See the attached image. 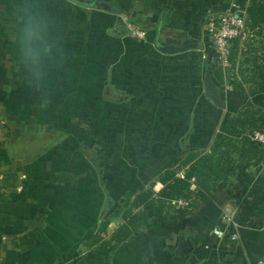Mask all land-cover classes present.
Segmentation results:
<instances>
[{
	"label": "crops",
	"instance_id": "obj_1",
	"mask_svg": "<svg viewBox=\"0 0 264 264\" xmlns=\"http://www.w3.org/2000/svg\"><path fill=\"white\" fill-rule=\"evenodd\" d=\"M89 1L90 5L74 0H0V103L7 96L17 103L37 105L77 103L81 98L88 103L83 118L98 123L97 146L107 154L94 153L92 159L77 152L64 156L54 147L19 167L16 187L6 190L1 183L0 264H255L264 254V158L242 170L232 186L190 216L135 233L110 257L84 246L100 224L105 169L114 181L113 199L117 194L124 198L129 187L122 185L124 178L136 188L155 169L178 161L186 151L214 145L228 116L248 105L264 108V85L248 86L245 91L231 85L226 69L215 62L207 31L210 22L238 0ZM97 5L118 7L120 13L130 15V23L148 28L149 46L142 49L128 35L113 39L109 25L79 46L76 55L81 59L69 56L68 47L73 46L69 37L79 33L67 32V25L65 32L58 33L56 19H103L107 25L109 19L123 16ZM178 33L201 41L203 49L170 55L155 46L158 35L163 41L176 39ZM62 38L67 40L65 48ZM119 42L129 46L117 48L121 64L138 61L142 50L147 56L146 64L115 70L118 90L128 92L131 87L133 91L128 102L105 101L104 91L112 79V73L104 78L109 65L90 63L103 59L108 48L107 54L113 55ZM48 45L50 53L45 51ZM59 55L69 56L68 62H59ZM206 66L222 93L223 110L203 93ZM144 99L149 104L144 107L146 114L123 115L132 100ZM67 116L73 118L68 112ZM48 117L52 118V111ZM112 133L114 139L107 146L105 135ZM125 150L129 158L122 156ZM9 164V160L0 162L1 174ZM227 208L237 223L230 229L237 240L219 227ZM121 224V218H112L107 237Z\"/></svg>",
	"mask_w": 264,
	"mask_h": 264
},
{
	"label": "trees",
	"instance_id": "obj_2",
	"mask_svg": "<svg viewBox=\"0 0 264 264\" xmlns=\"http://www.w3.org/2000/svg\"><path fill=\"white\" fill-rule=\"evenodd\" d=\"M238 2L244 5L246 24L253 30V36L246 41H231L230 70L226 79L245 91L248 86L264 85V0ZM114 10L120 12L121 9L115 7ZM255 132H264L263 107L248 105L228 116L214 145L203 151H186L178 161L155 169L142 189H127L123 205L107 212L97 232L83 241L84 246L110 257L135 233L163 221L177 222L190 216L213 195L232 186L242 170L264 158V146L253 139ZM64 136L60 133L52 144L61 142ZM46 151L42 150L35 157ZM9 152L11 160L15 161ZM180 171H184L185 179L177 177ZM179 198L187 201L186 206L176 207L171 203ZM116 217L122 219V224L107 237L110 220Z\"/></svg>",
	"mask_w": 264,
	"mask_h": 264
},
{
	"label": "rangeland",
	"instance_id": "obj_3",
	"mask_svg": "<svg viewBox=\"0 0 264 264\" xmlns=\"http://www.w3.org/2000/svg\"><path fill=\"white\" fill-rule=\"evenodd\" d=\"M115 8L111 9L109 12L115 13L117 15H123V16H117L115 19H109V23L103 24V19H56L58 22V33L65 32L66 31V25H67V32L71 33H79L77 36L69 37V42L73 45L72 47H68V55L69 56H75V58H80L82 55H76L78 48L80 45L87 44L88 39L93 37V33L99 29H108V26L111 25L113 27V30L110 35L113 37V39L116 37H119L120 35H128L130 39L134 43H137L138 46H143L142 49H145L147 46H149V36L146 31H148V28L144 26H139L134 23H130V15H125L124 13L117 12L114 10ZM114 17V16H113ZM48 21V20H47ZM82 22L84 24H82ZM32 27V26H31ZM138 31H144L145 34L143 38L138 37ZM89 33V35H85ZM124 33V34H121ZM64 39V40H63ZM59 41H64L63 48L66 47L65 38L59 39ZM118 41V40H113ZM112 42V41H111ZM122 42H119L118 45L120 47L113 48V55L107 54L108 49L104 52L103 59L100 60H94L90 61V63H97V64H108V69L105 72V79H109L110 73H112V79L108 82L107 87L104 91V98L105 101H112V102H128L129 99H132L131 93L133 92L131 87L126 88V91L123 92L119 91L118 89H121L120 87H117L114 83L116 82L115 79V70L118 67L119 69L125 71L127 69H130L132 65L135 64H146V51H143L140 49L142 56L138 58V61L136 62H128L121 64L120 62V54L119 49H127L129 48L127 45H122ZM60 44V43H59ZM112 45V44H111ZM86 47V46H85ZM60 48V45H59ZM101 55V54H100ZM107 55V56H106ZM66 55H59L58 61L62 63H66L67 57ZM106 56V57H105ZM116 57H119V60H116ZM64 58V59H61ZM122 59L124 57L122 56ZM215 59V58H214ZM213 59V60H214ZM215 62H217L215 60ZM74 63H78L75 61ZM123 63V62H122ZM130 64V66H127ZM217 64L221 67L226 69V71L230 70V66H222L220 63L217 62ZM229 68V69H228ZM228 69V70H227ZM206 73L210 74V71L207 69V66L205 70H203V87L204 95L205 94V76ZM211 76V75H210ZM212 79V77H211ZM213 81V79H212ZM216 85V84H215ZM117 88H115V87ZM219 89V87H218ZM135 90V89H134ZM220 91V89H219ZM95 95H98L97 89L94 91ZM133 95V94H132ZM221 95V101L224 103L222 98V93L220 91ZM206 98L211 101L214 105L215 103L210 100L207 96ZM136 101L132 100L128 108L125 110L126 113H123V115H126L129 113H133L135 111L137 114H146L144 111V107H147V102L145 101ZM3 103H0V162L3 161L6 163V160H9V165L7 170H4L3 174L0 173V187L2 186L1 183H4V187L6 190L12 189L13 187L17 186V178L21 174L19 173L21 169L19 167L21 165H24L26 161L30 160L31 158H34L36 154L41 152L42 150H47L48 152L50 149L57 147V152L60 155H70L71 153L77 152L82 153L88 156L92 159V156L94 153L97 155V153H100L101 155H107L104 152H101L103 148L98 147L99 143V135L97 134L98 123H96L94 120H88L84 119L83 111H87V104L83 99L78 98V102L75 103H58V104H52V105H37L32 103H17L16 98H10L2 97ZM130 101V100H129ZM83 103V104H82ZM225 104V103H224ZM53 106H56V113H57V119L53 115ZM96 105H90L92 108ZM216 106V105H215ZM226 106V105H225ZM219 109H225L220 108L216 106ZM52 111V118L50 119L48 117L49 112ZM67 112L71 113L73 115V118H68ZM43 115H46L43 117ZM84 117V118H83ZM96 124V127H95ZM121 126L124 128L127 124L126 121L123 119L122 123H120ZM62 133L65 134L63 137V140L61 142H58L56 144H52L57 138L58 135ZM219 136L217 132V136L215 139ZM114 139V134H107L105 135V144L108 146L112 143ZM61 145H64L62 147ZM125 145V143H124ZM123 145V146H124ZM9 150L12 152L13 157L15 161L11 160V154ZM101 150V151H100ZM44 152L43 154L35 157L34 159H37L44 154H47ZM129 152L126 150L123 151L122 156L129 158ZM125 155V156H124ZM96 160V158H94ZM30 162V161H29ZM6 164H4L5 166ZM107 177L106 181V196L109 195L112 198H114L113 192L111 191L112 188L115 190L114 181L111 175V171L107 168L105 169ZM127 177V176H125ZM128 178V177H127ZM126 178V179H127ZM145 182H141L139 186L136 188L133 184H127L128 180L123 179L122 185H126L127 187L125 191L123 192L125 194L127 189H142L145 185ZM2 188V187H1ZM124 188V186H123ZM111 192V193H110ZM122 194V193H121ZM120 194H117V197L115 199V204L113 206L114 209H119L123 203H120ZM110 209V210H112ZM109 210V211H110Z\"/></svg>",
	"mask_w": 264,
	"mask_h": 264
},
{
	"label": "built area",
	"instance_id": "obj_4",
	"mask_svg": "<svg viewBox=\"0 0 264 264\" xmlns=\"http://www.w3.org/2000/svg\"><path fill=\"white\" fill-rule=\"evenodd\" d=\"M207 31L210 36L215 60L225 67L230 66L229 56L231 41L234 39L246 41L253 36V30L246 24L244 6L237 1H233L229 9L221 12L216 19L212 20ZM144 34V31H138V37L143 38ZM253 139L264 146V132H255ZM177 177L185 179L184 171L178 172ZM171 203L176 207H184L187 201L179 198L172 200ZM219 224V227H224L225 230H228V233L231 228L237 226V223L233 219L231 209L227 208L223 210ZM223 231L224 230H221L219 235L223 234ZM230 235L233 240H237L238 236L235 232H232V230L230 231ZM255 264H264V254Z\"/></svg>",
	"mask_w": 264,
	"mask_h": 264
},
{
	"label": "water",
	"instance_id": "obj_5",
	"mask_svg": "<svg viewBox=\"0 0 264 264\" xmlns=\"http://www.w3.org/2000/svg\"><path fill=\"white\" fill-rule=\"evenodd\" d=\"M74 1L86 5L91 4L89 0H74ZM97 7H102L103 9L110 10L108 6L97 5ZM176 37H177L176 39L174 38L165 39L162 41L160 39V35H158L157 38L155 39V46L161 53L170 54V55L176 53H183L195 49H203V44L201 43V41L195 38L188 37L187 33H178ZM205 94L210 100H212L215 103L216 106L220 108L225 107V104L222 103L221 101L220 91L218 87L215 85V83L212 81L209 73H206L205 76ZM124 200H125L124 198H121L120 203H124ZM114 204H115V200L111 196L107 195L101 211L100 221L106 216L107 212L113 208Z\"/></svg>",
	"mask_w": 264,
	"mask_h": 264
},
{
	"label": "clouds",
	"instance_id": "obj_6",
	"mask_svg": "<svg viewBox=\"0 0 264 264\" xmlns=\"http://www.w3.org/2000/svg\"><path fill=\"white\" fill-rule=\"evenodd\" d=\"M45 51H46L47 53H50V52L52 51L51 46H50V45L46 46V47H45Z\"/></svg>",
	"mask_w": 264,
	"mask_h": 264
}]
</instances>
